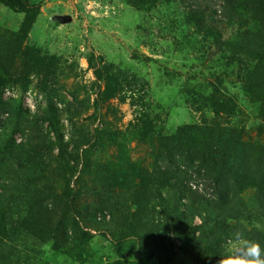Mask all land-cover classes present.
Masks as SVG:
<instances>
[{"label":"rangeland","instance_id":"rangeland-1","mask_svg":"<svg viewBox=\"0 0 264 264\" xmlns=\"http://www.w3.org/2000/svg\"><path fill=\"white\" fill-rule=\"evenodd\" d=\"M38 1L0 5V264L264 248V0Z\"/></svg>","mask_w":264,"mask_h":264},{"label":"clouds","instance_id":"clouds-1","mask_svg":"<svg viewBox=\"0 0 264 264\" xmlns=\"http://www.w3.org/2000/svg\"><path fill=\"white\" fill-rule=\"evenodd\" d=\"M229 244L230 252L223 255L218 264H264V248L242 231L232 233Z\"/></svg>","mask_w":264,"mask_h":264},{"label":"trees","instance_id":"trees-1","mask_svg":"<svg viewBox=\"0 0 264 264\" xmlns=\"http://www.w3.org/2000/svg\"><path fill=\"white\" fill-rule=\"evenodd\" d=\"M0 5L9 8L11 11L15 13H20V12H25V11H38L41 6V1H38V0H0ZM110 87H111V84H110ZM110 87L108 86L105 87V93H104L105 96L109 94L111 90ZM184 233L187 234V230L185 228H184ZM188 242L191 243L190 241ZM205 249H208V248L205 246ZM221 253L222 251L220 250L219 246L215 244L209 250H207L206 253L197 252L196 257L199 261L201 256H205V257L209 256L212 260L211 263L209 264H217V260L219 259Z\"/></svg>","mask_w":264,"mask_h":264}]
</instances>
